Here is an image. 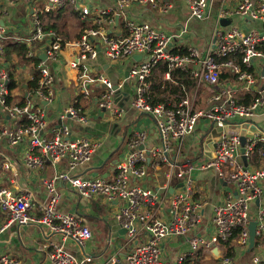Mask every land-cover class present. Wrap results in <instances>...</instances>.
Wrapping results in <instances>:
<instances>
[{"label": "built area", "instance_id": "built-area-1", "mask_svg": "<svg viewBox=\"0 0 264 264\" xmlns=\"http://www.w3.org/2000/svg\"><path fill=\"white\" fill-rule=\"evenodd\" d=\"M18 0H0V14L3 3H14ZM77 0H46L45 11L55 6L74 3ZM135 2L148 3L154 9L158 0H116L115 7L99 9L96 27L82 31L75 45L78 55L73 65L81 66L79 71L78 93L88 97L89 85L100 83L103 86L98 98V106L115 116H120L123 109L115 102L113 82L104 74H90L83 63L95 58L102 50L108 59H120L143 55L134 60L129 76L133 80L131 105L138 112L149 115L160 136V144L148 150L146 155V132L141 131L128 138L127 156L118 161L111 179L102 176L88 177L59 172L50 178H45L43 184L49 193V201L36 215L33 210V196L29 191H12L0 185V209L5 218L2 229L10 224L25 225L38 223L49 228L60 237L48 240V258L52 264H87V255L78 258L66 249V241L70 240L85 252L87 242L92 238L91 230L82 223L81 217L74 212H63L56 209L59 198L57 182L62 181L83 198L102 196L107 202H120L114 217L125 230L127 236L126 251L122 256L110 255L102 264H190L198 252L214 257L213 249L218 247L223 253L222 245L228 242L241 248L249 244V222L256 221V247L259 253H252V264H264V205L258 207L255 214L250 213V203L259 199L264 181V166L249 168L242 160L241 148L246 161L252 159L257 145L264 143V130H250L241 144V134L228 130L231 124L248 122L256 125V121L264 115V77L261 75L264 66V0H239L234 7V13L261 24L260 28L245 29L240 25H230L218 30L213 47L202 54L196 47H190L185 53H175L170 49L172 36L157 29L148 22L129 21L126 23V35L113 38L101 27L103 22H112L116 10H124ZM191 16L202 19L206 16L208 0H187ZM166 3L162 11L169 7ZM89 6L82 5L81 17L89 14ZM224 13V11L222 12ZM111 15L112 17H109ZM43 35L50 37L44 49L45 59L38 58L37 52L31 47ZM12 38L27 44V56H35L37 61V78L32 96L36 102L25 100L23 103L10 101V74L5 68H0V105L3 111L15 124L3 125L0 136H6L11 145L27 140L31 151L38 148L40 156L27 154L26 163L29 166H40L44 158L52 162L66 159L70 169L87 163L99 143L88 137H70L67 125L63 124L51 130L50 137L44 135L46 124L42 102H48L53 97L54 77L48 61L56 60L62 48V39L53 31H45L41 19L36 16L32 23L30 36L8 35L6 28L0 23V57L5 53L4 42ZM100 41V50L93 42ZM164 61L167 67L166 75L175 69L189 71L194 79L195 89L208 84L216 90L203 108L194 106V98L186 93L175 104L165 102L152 103L149 99L150 77L154 67ZM229 72L226 82H221V75ZM230 80H227L229 79ZM253 92L257 95L248 103L240 102L238 91ZM65 113L79 121L85 119L80 108L69 106ZM261 113V114H260ZM205 119L218 130L214 137L211 155L203 159L199 156L197 145L193 149L195 160L185 156L179 167L183 177L181 188L167 200L168 217L158 215L163 203L164 187L154 188L143 186L137 179L146 176V163L153 160L167 161L171 146L180 152V146L185 137L191 134L198 122ZM142 146V147H141ZM178 146V147H177ZM141 147V148H140ZM261 152V150H260ZM262 153V152H261ZM184 154V153H183ZM147 160H149L147 162ZM158 162L156 163V165ZM0 166L9 167L7 161ZM214 170L220 179L233 185L221 202L214 205L211 216L213 230L211 233L196 232L195 226L201 222V207L203 201L199 198L195 187V170ZM142 233V237L139 236ZM183 235L187 238L186 251L171 257L164 253L163 241L167 238ZM233 248V247H232ZM234 249V248H233ZM229 261L224 258V262ZM15 258L9 254H0V264H16Z\"/></svg>", "mask_w": 264, "mask_h": 264}, {"label": "crops", "instance_id": "crops-1", "mask_svg": "<svg viewBox=\"0 0 264 264\" xmlns=\"http://www.w3.org/2000/svg\"><path fill=\"white\" fill-rule=\"evenodd\" d=\"M238 1L208 0L206 16L202 19L191 16L187 0H158L155 9L148 3L135 2L123 11L116 10L113 17L109 15L113 18L112 22L105 20L101 27L111 37L120 38L126 35L127 22H148L153 27L172 36L169 45L172 52L185 53L188 48L196 47L202 54H205L213 47L218 30H223L230 25H240L245 29L261 27L258 22H252L234 13V7ZM166 3H169L170 6L164 12L162 8ZM45 4L46 0H18L11 4L3 3L0 23L6 28L8 35L16 34L27 38L32 33L33 19L38 16L45 31H53L56 36L62 39V48L56 60L48 61L54 77L53 97L48 102H42L46 119L43 133L50 137L53 128L65 124L69 128L71 138L88 137L99 143V146L87 163L79 165L73 170L69 168L66 159L52 162L50 159L44 158L40 166L32 167L26 163V157L29 153L40 156L38 148L31 151L28 141L25 139L16 145H11L6 136H0V162L7 161L9 163L8 168L0 166V185L8 187L14 192L29 191L34 202L32 212L36 215L41 213L42 207L49 201V193L43 184L45 178H50L61 171H68L81 176H102L111 179L116 163L124 159L129 152L126 142L132 135L141 131L146 132L144 146L147 158L149 157L148 150L157 147L161 142L152 118L134 109L130 101L134 83L129 76V70L133 61L142 59L144 54L111 60L100 50V41L93 38V42L100 51L95 58L83 62L90 74H104L118 86L119 91L115 94V102L123 109L120 116H115L98 106V98L103 89L102 84H90L89 94L86 98L78 93L81 66L75 67L72 63L75 62L78 55L75 42L84 29L96 27L99 9L115 7L116 0H77L74 3L55 6L50 11L44 10ZM82 5L89 6L90 10L84 18L80 14ZM223 11L224 13H222ZM49 41L50 37L43 35L31 45L37 52L38 58L40 54H44V49ZM4 46L5 53L0 57V68H5L10 74V101L14 103H23L25 100L36 102L32 96V90L35 87L33 86V88L30 83L37 78L38 58L27 56L28 46L25 43V50L21 49V41L8 38L5 40ZM163 62L160 61L152 70L148 95L150 101L152 92L157 100L162 98L164 100L157 102L166 101V104L171 105L180 98V95L174 92L176 89L174 88L172 91V86L168 87L166 91L163 88L160 90L154 88V85L159 84L162 80L164 83L170 82L173 86L179 85L177 81L166 75V71L161 70ZM226 77L228 74L223 73L221 82L225 83ZM194 83L193 79V85L190 87L192 90L187 95L194 98L196 108H203L208 104V99L216 87L204 84L195 89ZM152 86L154 91H152ZM236 90L240 99L246 94V92L239 91V87ZM181 91H183V85ZM69 106L80 108L85 119L79 121L65 113ZM255 123L257 130L258 128L264 130V115ZM8 124H15V120L10 118L0 105V128ZM236 125L231 124V127L227 128H230L229 131L239 132L244 138L250 130L253 131V128L249 126L240 128ZM217 134L218 130L212 123L201 119L194 131L185 137L179 154H177V148L171 146L167 152L169 158L167 161H156L157 165L153 164V160L146 163V176L137 179L138 183L147 187L165 188L162 191L163 203L158 215L164 219L168 217L166 203L168 198L182 186L183 177L179 174V167L183 164L185 156L195 160L197 156L193 154V149L197 145L198 155L203 156V159L207 158L211 155L213 140ZM259 145H264V143ZM256 149L257 155L254 154L252 159L246 161V165L251 169L264 166L263 158L258 161L262 156L261 149ZM193 177L197 194L204 202L201 207L202 220L195 226L194 231L211 233L213 230L211 223L213 207L233 192V185L220 179L212 169H197L193 172ZM57 190L59 198L56 209L78 214L82 223L92 232V238L87 242L85 252L70 240L66 241V249L78 258L86 254L87 264H102L110 255L122 256L125 253L126 232L114 217L115 211L120 206L119 201L107 202L102 196L83 198L62 181L57 182ZM257 200L250 203L251 214H255L258 207L264 205V181L262 182V192ZM4 224L5 218L0 209V254H9L15 258L16 264H52L47 254L51 247L47 245V242L48 240L60 242L58 234L38 223L10 224L1 230ZM141 237L142 233L139 238ZM162 245L164 253L171 257L188 249L187 238L183 235L167 238ZM222 247L223 253L218 256L214 255V257L203 252L195 253V261L190 264H252L250 258L257 248L254 244V247L247 251L248 247L241 248L231 242L223 244ZM224 258H228L229 261L224 262Z\"/></svg>", "mask_w": 264, "mask_h": 264}, {"label": "trees", "instance_id": "trees-1", "mask_svg": "<svg viewBox=\"0 0 264 264\" xmlns=\"http://www.w3.org/2000/svg\"><path fill=\"white\" fill-rule=\"evenodd\" d=\"M21 49H24L25 50V43L24 42H21ZM161 70L163 71V72H165L166 70H167V67H166V64H165V62H163L162 64H161ZM228 75H230V73L229 72H226ZM170 77L174 80V81H177L178 83H179V85L178 86H173L170 82H166V83H164L163 82V80L159 83V84H157V85H154V88H156V90H160L161 88H163V90H167L168 89V87H170V86H172V91H173V89L175 88L176 89V91H174V92H176V93H178V95H180V97L181 96H184L186 93L184 92V91H181V86L183 85V87L186 89V91H187V93H189L192 89H190V87H191V85H193V79L190 77V75H189V71H186V70H181V69H175V70H172L171 72H170ZM221 77H223V74H222V76ZM221 77H220V79H221ZM36 80V79H35ZM31 81V83H30V85L33 87H35V84H36V81ZM33 87V88H34ZM152 91H154V89H153V86H152ZM162 92H164V91H162ZM150 95H151V102L152 103H157V101H164L163 100V98L162 99H160V100H157L155 97H154V95H153V93L151 92L150 93ZM257 94L256 93H253V92H250V93H248V92H246V94L244 95V96H242V98L239 100L240 102H244V103H248L249 101H251L255 96H256ZM177 99V98H176ZM166 102V101H165ZM258 146V145H257ZM257 148H260L261 149V152H262V156H260L259 157V160L258 161H260L261 160V158H263V160H264V145H259ZM257 150V149H256ZM257 153V151H255L254 152V154H256ZM257 155V154H256ZM197 264V263H196Z\"/></svg>", "mask_w": 264, "mask_h": 264}, {"label": "water", "instance_id": "water-1", "mask_svg": "<svg viewBox=\"0 0 264 264\" xmlns=\"http://www.w3.org/2000/svg\"><path fill=\"white\" fill-rule=\"evenodd\" d=\"M39 58H41V59H45V56H44V54H40V56H39ZM261 75H262V77H264V66H263V68H262V71H261ZM118 86L117 85H115V84H113V89L115 90V94L119 91V89L117 88ZM264 87V83H262V86H261V88H263ZM233 126V125H232ZM240 127V128H244V127H251V128H253V130H257V128H256V126L255 125H253V124H249L248 122H243V123H241V124H237L236 125V127ZM231 127V126H230ZM228 129H230V128H228ZM232 132H234V130L232 131ZM244 143V137L243 136H241V144H243ZM142 147V146H141ZM140 147V148H141ZM241 153H242V161L246 164V159H245V156L243 155V152H244V148L242 147L241 148ZM170 191H172V189H170ZM258 201V200H257ZM248 229H249V245H248V248H247V251H250L253 247H254V244H255V241H256V221L255 220H251L250 222H249V226H248ZM125 231V230H124ZM213 253L216 255V256H218L219 255V251H218V247H215L214 249H213Z\"/></svg>", "mask_w": 264, "mask_h": 264}, {"label": "rangeland", "instance_id": "rangeland-1", "mask_svg": "<svg viewBox=\"0 0 264 264\" xmlns=\"http://www.w3.org/2000/svg\"><path fill=\"white\" fill-rule=\"evenodd\" d=\"M261 250H260V248H255V253H259ZM214 264H216V263H214Z\"/></svg>", "mask_w": 264, "mask_h": 264}]
</instances>
